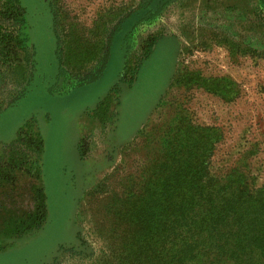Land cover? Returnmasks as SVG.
Here are the masks:
<instances>
[{
  "label": "rangeland",
  "instance_id": "obj_1",
  "mask_svg": "<svg viewBox=\"0 0 264 264\" xmlns=\"http://www.w3.org/2000/svg\"><path fill=\"white\" fill-rule=\"evenodd\" d=\"M10 2L0 264L168 263L172 212L188 218L182 264H264L244 241L248 223L264 231L259 0H20L18 24ZM37 188L42 227L8 233Z\"/></svg>",
  "mask_w": 264,
  "mask_h": 264
},
{
  "label": "trees",
  "instance_id": "obj_2",
  "mask_svg": "<svg viewBox=\"0 0 264 264\" xmlns=\"http://www.w3.org/2000/svg\"><path fill=\"white\" fill-rule=\"evenodd\" d=\"M20 0H11L10 3H12L13 11L10 14H6L5 16H9L10 20L14 24H18L20 22V18L24 15L22 12V8L20 6ZM261 6L264 8V0H259ZM1 15V14H0ZM3 15V14H2ZM9 37H12L11 35L6 36V39L9 40ZM2 39H4L2 37ZM11 41V40H10ZM9 42V41H8ZM3 43V42H0ZM30 136H26L28 140L32 138L31 133L27 134ZM37 142V150L40 154L43 152V142L41 137L39 136L36 138ZM246 185V183L244 184ZM35 196V202H36V208L35 211L27 214L25 218H21L18 221H11L12 226L10 227L11 230L8 231V233L15 234L17 236H22L25 232L31 231V230H39L44 221L46 216V196L44 193L43 188H37L34 191ZM242 218V216H240ZM236 216V218H233L235 222L240 221L241 218ZM188 218L183 215H177L176 212H172L171 215H169L164 222V227L162 228V232H160V235L163 236V244H165V251L167 252L165 254L166 260H168V263H162V264H182L180 262V253L182 255V259H191L193 260L192 253L188 254L186 253V248L182 251L174 250L176 246L180 245V242L182 243L181 246L184 245V240H190V236L187 237V235L183 236L184 234H188L189 228H188ZM252 220V219H250ZM249 227L245 229L244 231V241H246V244L248 246H254L257 249H264V231L263 230H257L255 229V225L253 223L247 224ZM183 234V235H182ZM159 235V234H156ZM193 252V250H192ZM190 255V256H189ZM190 257V258H189ZM161 260H155L154 264H161Z\"/></svg>",
  "mask_w": 264,
  "mask_h": 264
},
{
  "label": "crops",
  "instance_id": "obj_3",
  "mask_svg": "<svg viewBox=\"0 0 264 264\" xmlns=\"http://www.w3.org/2000/svg\"><path fill=\"white\" fill-rule=\"evenodd\" d=\"M34 123H35V125H36V122L34 121ZM22 128V126H19L18 127V129H21ZM36 129H37V132H38V134H39V136L41 137V135H40V132H39V129H38V127H37V125H36ZM42 138V137H41Z\"/></svg>",
  "mask_w": 264,
  "mask_h": 264
}]
</instances>
